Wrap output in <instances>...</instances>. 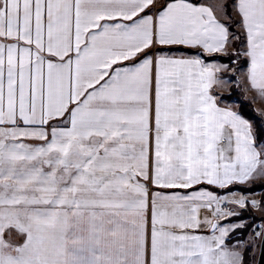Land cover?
<instances>
[{
  "label": "snow or ice",
  "instance_id": "6c2138e0",
  "mask_svg": "<svg viewBox=\"0 0 264 264\" xmlns=\"http://www.w3.org/2000/svg\"><path fill=\"white\" fill-rule=\"evenodd\" d=\"M257 249L264 0H0V264Z\"/></svg>",
  "mask_w": 264,
  "mask_h": 264
},
{
  "label": "trees",
  "instance_id": "16d2710c",
  "mask_svg": "<svg viewBox=\"0 0 264 264\" xmlns=\"http://www.w3.org/2000/svg\"><path fill=\"white\" fill-rule=\"evenodd\" d=\"M232 99H236L237 101H239V103L241 105H243V108H242V112L243 114L248 117V118H251L254 113H253V107L250 103H246L242 97V94L239 92V91H236L234 92L233 96L230 98V100ZM251 263V258L249 257L248 259V264Z\"/></svg>",
  "mask_w": 264,
  "mask_h": 264
},
{
  "label": "water",
  "instance_id": "95a60500",
  "mask_svg": "<svg viewBox=\"0 0 264 264\" xmlns=\"http://www.w3.org/2000/svg\"><path fill=\"white\" fill-rule=\"evenodd\" d=\"M256 264H264V252H261L260 250L258 252Z\"/></svg>",
  "mask_w": 264,
  "mask_h": 264
},
{
  "label": "rangeland",
  "instance_id": "374dc122",
  "mask_svg": "<svg viewBox=\"0 0 264 264\" xmlns=\"http://www.w3.org/2000/svg\"><path fill=\"white\" fill-rule=\"evenodd\" d=\"M245 215H248L247 213ZM247 233H245L246 235ZM258 252H259V249H257V251L255 252V255L254 256H251L250 255V258H251V263L250 264H256V260H257V256H258Z\"/></svg>",
  "mask_w": 264,
  "mask_h": 264
},
{
  "label": "crops",
  "instance_id": "0c3cea01",
  "mask_svg": "<svg viewBox=\"0 0 264 264\" xmlns=\"http://www.w3.org/2000/svg\"><path fill=\"white\" fill-rule=\"evenodd\" d=\"M189 51H194V50H189ZM242 94V93H241ZM242 97H243V94H242ZM244 99V98H243ZM232 100H236V99H232ZM251 105H252V107H253V109L254 108H259V107H261V105H259V104H252V103H250ZM233 107L235 108L236 107V105H233ZM255 215H259V213H254Z\"/></svg>",
  "mask_w": 264,
  "mask_h": 264
}]
</instances>
